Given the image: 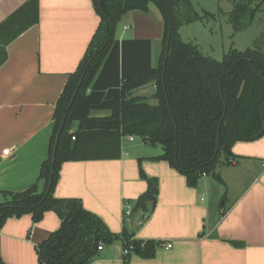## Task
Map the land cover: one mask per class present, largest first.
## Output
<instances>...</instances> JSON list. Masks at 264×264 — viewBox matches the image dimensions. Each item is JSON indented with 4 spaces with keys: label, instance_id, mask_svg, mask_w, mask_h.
<instances>
[{
    "label": "trees",
    "instance_id": "1",
    "mask_svg": "<svg viewBox=\"0 0 264 264\" xmlns=\"http://www.w3.org/2000/svg\"><path fill=\"white\" fill-rule=\"evenodd\" d=\"M91 1L100 21L55 104L48 156L37 181L23 191H0V224L24 214L38 222L47 211L60 218L59 228L36 246L39 264H91L100 244L119 239L122 248L131 247L122 256V264H128L131 254L151 258L161 244L136 239L126 227L112 233L80 199L54 197L63 162L118 159L122 139L137 136L159 145L162 152L153 159L168 161L188 186L196 187L204 175L222 182L217 169L223 157L233 161L235 142L264 136V28L253 47L229 48L216 60L180 37L181 26L204 21L209 14L200 15L190 0ZM229 1L227 19L235 33L264 13V0ZM149 3L163 20L155 66L150 40H119L116 35L122 16L146 12ZM37 23L38 0H27L0 22V65L6 46ZM150 82L155 84V104L132 93ZM140 175L148 185L132 211L147 217L158 188L155 179Z\"/></svg>",
    "mask_w": 264,
    "mask_h": 264
},
{
    "label": "crops",
    "instance_id": "2",
    "mask_svg": "<svg viewBox=\"0 0 264 264\" xmlns=\"http://www.w3.org/2000/svg\"><path fill=\"white\" fill-rule=\"evenodd\" d=\"M26 1L0 0V22ZM99 21L91 0H38V23L6 46L0 65V191H23L37 181L48 156L55 104ZM116 35L150 40L156 65L163 20L153 3L146 12L122 16ZM154 92L153 82L132 91L155 103ZM161 152L140 137H124L118 159L63 162L53 195L80 199L112 233L126 227L136 239L161 242L153 257L131 254L128 264H264V136L235 142L233 161L223 157L217 169L222 182L204 175L196 187L168 161L153 159ZM140 171L156 180L158 191L139 225L141 212L126 217L124 205L133 208L147 189ZM59 226L53 211L38 222L29 214L8 218L0 224V259L39 264L36 246ZM91 264H122V241L102 245Z\"/></svg>",
    "mask_w": 264,
    "mask_h": 264
},
{
    "label": "rangeland",
    "instance_id": "3",
    "mask_svg": "<svg viewBox=\"0 0 264 264\" xmlns=\"http://www.w3.org/2000/svg\"><path fill=\"white\" fill-rule=\"evenodd\" d=\"M190 1L200 15L209 14L204 21L184 25L181 29L182 39L198 44L202 53L216 60H220L229 48L244 50L253 47L263 30L264 13L257 14L245 31L235 33L227 19V12L232 7L229 0ZM149 102L155 104L153 99H149Z\"/></svg>",
    "mask_w": 264,
    "mask_h": 264
},
{
    "label": "built area",
    "instance_id": "4",
    "mask_svg": "<svg viewBox=\"0 0 264 264\" xmlns=\"http://www.w3.org/2000/svg\"><path fill=\"white\" fill-rule=\"evenodd\" d=\"M126 138L128 140H132L133 139V136H126ZM3 154L4 155H7L8 154V150H4L3 151ZM132 213V207L128 204H125L124 205V216L128 217L129 215H131ZM146 215L145 214H141V219H139L138 221V224L140 225L145 219H146ZM161 246H164L165 248H169L171 247V244H165V243H162ZM130 248L131 247H128V248H122V256L124 255H127L129 254V251H130ZM98 250L102 249V244H100L98 247H97Z\"/></svg>",
    "mask_w": 264,
    "mask_h": 264
},
{
    "label": "water",
    "instance_id": "5",
    "mask_svg": "<svg viewBox=\"0 0 264 264\" xmlns=\"http://www.w3.org/2000/svg\"><path fill=\"white\" fill-rule=\"evenodd\" d=\"M93 249L96 250V245L93 246Z\"/></svg>",
    "mask_w": 264,
    "mask_h": 264
}]
</instances>
